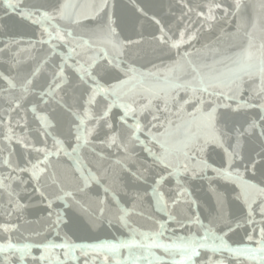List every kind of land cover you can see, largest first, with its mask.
Returning <instances> with one entry per match:
<instances>
[{
	"label": "water",
	"instance_id": "water-1",
	"mask_svg": "<svg viewBox=\"0 0 264 264\" xmlns=\"http://www.w3.org/2000/svg\"><path fill=\"white\" fill-rule=\"evenodd\" d=\"M65 2L66 0H23V7L56 15L54 10ZM67 2L76 5V11L81 18L77 23L60 20L59 17L46 23L45 26L52 32V38L49 39L47 34H42L39 24L22 17L12 9L6 10L0 0V181L3 182L0 187V225L17 226L10 232H4L0 228V243H5L9 237L13 243L20 244L46 241L63 243L65 240L73 244L119 243L121 240L132 238V229L136 230L137 239H140L139 232L160 231L161 240L170 243L178 236L203 235L199 225L188 223L190 218L199 216L201 223L207 225L210 219L222 212L233 222L234 231L229 232L226 239L235 246L243 241L246 234L253 233L254 241L251 246H255L260 228L264 227L260 199L257 198L252 203L254 212L252 223L249 224L247 208L242 199L236 198L239 188L216 177L210 169L207 172H198L195 176L191 172L183 171L179 177L168 176L167 172L152 164V157L145 151L146 145L132 142L130 155L117 147L101 144L105 134L111 133L104 127L103 122L97 124L92 117L102 115L107 101L103 95H98L95 102L87 103L89 84L81 80V73L76 69L81 65L87 69L92 63V58H96L93 74L97 75L102 85L108 86L117 80L125 79L124 72L114 66H108L107 60L101 59L104 55L101 49H106L109 57L114 62H119L121 68L126 69L131 65L140 72L163 69L177 58V50L161 45L153 39L160 34L161 27L174 38L178 37L181 29H187L188 34L196 33V38L182 45L179 51L181 54L191 52V59L197 65H213L217 61L227 63L224 58L234 57L247 47L249 33L254 38L253 51L259 48L264 39V8L261 7L264 0H240L241 7L238 10L235 0ZM185 3L193 9L192 12L184 7ZM214 4H220L221 7L213 9L215 20L211 22V27H208L207 22H202V18L196 13L203 11L207 14L208 7ZM138 8L143 11H138ZM225 8L228 9L227 13ZM109 16L113 21L112 26L116 29L118 41L140 43L126 45L122 54L117 55L111 45L103 42L105 32L101 30L107 24ZM156 20L160 23L157 24ZM54 26H59L65 41L56 39ZM68 31H72L73 37L67 36ZM42 40L44 43H41ZM84 40L90 43L86 50L80 47ZM70 48H75L76 51L70 52ZM62 63L64 76L53 79ZM105 66L109 70L102 73L100 69ZM222 66L216 65L217 68ZM4 77H8L15 87H10ZM28 78H31L33 83L29 86V91L24 93L22 86ZM57 84L60 85L59 88L56 87ZM260 86L259 78L246 80L241 98L252 104L260 103L261 98L257 95ZM49 87L52 89V95L45 94L42 97L40 93H47ZM173 95L178 101L176 107H179L184 99H188L183 91L178 94L174 92ZM17 101L20 107H16ZM229 103L235 108V102ZM158 104L163 108L162 102ZM86 107L90 114L85 121L86 127H95L96 131L90 137L92 143L82 145L78 152L70 157L65 155V152L71 153L76 144L75 125L79 123L73 113L83 116ZM169 107L171 112L155 113L159 115V121L152 120V112H145L141 122L149 126L150 122L156 123L158 127L154 131L163 132L165 129L159 127L161 122L166 124L168 119H172L174 125L180 122L174 115L176 107ZM184 107L186 112H192L195 105ZM233 108L218 109V127L222 130L243 131L248 122L260 121L262 113L259 108L237 111H233ZM120 115L122 110L117 104L109 115L114 125L113 131L121 129ZM41 116L47 117V126L40 120ZM131 122L129 120V123ZM258 135L259 128L255 130V135L245 133L240 138V153L243 158L247 159L260 151ZM141 139H146V136L141 134ZM56 140L62 142L63 150L59 155L49 156L48 162L41 165L47 168V173L38 183L30 172L20 171L31 166L29 161L35 163L38 159L43 160V154L37 153L35 149L47 147L55 153ZM227 140L229 144L236 143L235 131ZM152 147L153 151H159L158 145ZM202 155L203 159L215 167L225 164L224 149L217 144H207ZM256 159L259 160V157ZM5 160L9 161L11 167L4 163ZM118 160L121 163H117ZM77 167H80L85 176L93 175L96 179H90L85 185L80 172L76 170ZM234 167L243 171L245 165L242 160L237 159L234 161ZM132 172H137L140 178L134 177ZM157 173L165 176L158 190L163 193L167 207L159 203L158 197L152 194ZM245 178L252 179L254 183L260 182L259 172L253 176L249 171ZM53 180L56 183H53ZM37 187L41 188L45 196L42 197L35 190ZM180 188L186 189L187 192H180ZM66 192H71L72 196H65ZM173 200L177 203L173 204ZM193 200L196 201L195 204L191 203ZM17 203L23 207H17ZM121 209L128 210L126 224L119 219L123 214ZM57 213L61 216L58 229L52 227ZM169 215L175 219L169 220ZM160 224H163V227ZM41 251L33 248L32 256L25 258L26 264H32V257H39ZM154 251L157 255H164L162 250ZM200 251L201 255L194 258L195 264H202L208 256L216 260L225 258L235 264V259L227 252L212 253L206 249ZM56 254L63 259L62 250H57ZM105 254L104 251L86 249L82 252L77 249L74 253L76 260H70L67 264H103ZM5 255L0 253V264H4ZM108 255L112 261L111 254ZM127 255L128 251L121 249L120 258ZM165 258L168 259L167 256ZM12 260L18 264V255L12 257Z\"/></svg>",
	"mask_w": 264,
	"mask_h": 264
},
{
	"label": "snow or ice",
	"instance_id": "snow-or-ice-1",
	"mask_svg": "<svg viewBox=\"0 0 264 264\" xmlns=\"http://www.w3.org/2000/svg\"><path fill=\"white\" fill-rule=\"evenodd\" d=\"M2 2L6 10L12 9L22 17L39 24L42 34H47L49 39L52 38V32L49 31V27L45 26L46 23H50L57 17L60 20H71L73 23H77L81 18L79 12L76 11V5L67 2V0L58 9L54 10L56 15L48 11L27 9L23 7V0H2ZM184 7L188 8L189 12L193 11L186 3ZM220 7V4L210 5L207 14L199 11L196 15L202 18V22H207L208 27H211V22L215 20L213 9ZM235 7L237 10L240 9V0H235ZM261 7L264 8V4ZM138 11H143V9L138 8ZM224 11L227 13L228 9L225 8ZM153 19L155 18L153 17ZM155 22L157 24L160 23L159 20ZM112 24V18L109 16L107 24L101 31L105 32L103 42L111 45L117 55L122 54V50L126 45L140 43V41H118L116 39V29ZM54 27L56 39L65 41V36L59 26ZM159 31L160 34L154 36L153 39L161 45H166L170 49L177 50V58L163 69L140 72L131 65L126 69L121 68L119 62H114L109 57L106 49H101L104 53L101 59H106L108 66H114L124 72L125 79L117 80L116 83L108 86L102 85L97 75L93 74V70L96 68V58H92V63L88 65L87 69L83 65L76 69L77 72L81 73V80L89 84L90 93L87 103L92 104L95 102L98 95H103L107 101L102 115L92 117L96 120L97 124L103 122L104 127L111 133L105 134L104 139L100 143L107 144L108 147H117L130 155V145L132 142L146 145L145 151L152 157V164L159 166L163 171L167 172L168 176L175 175L179 177L181 171L185 173L191 172L195 176L198 172H207L210 169L215 173L216 177L229 181L239 188L236 198L243 200L247 208V217L249 218L247 222L251 224V217L254 212L252 203L257 198L261 201L262 206L260 211L264 215V39H262L259 48L253 51L254 38L249 33L247 47L234 57L224 58L227 63L217 61L213 65H197L191 59V52L181 54L179 51L182 45L196 38L195 32L188 34L187 29H181L178 37L174 38L168 35L163 27ZM67 36L73 37L72 31H68ZM41 43H44V41L42 40ZM80 47L82 50H86L87 47H90L89 41L84 40ZM69 51L75 52L76 49L70 48ZM217 64H222L223 66L217 68ZM108 70L107 66L100 69L102 73H106ZM161 73L163 74L161 75ZM33 75H35V72ZM63 76L64 65L62 63L53 79L56 77L62 78ZM256 78H259L261 82L259 92L257 93L261 98V102L252 104L243 100L241 93L243 92L245 81H252ZM4 79L8 81L10 87H15L8 77H4ZM32 83L31 78L25 80L22 86L24 93L29 91V86ZM56 87L59 88L60 85L57 84ZM180 91H183L188 96V99H184L179 104V107H176L178 101L173 93L178 94ZM45 94L52 95L51 87H49L47 93H40L42 97ZM158 102L163 103V108L159 107ZM229 102H235V108ZM117 104L122 110V115L119 116L121 129L113 131L114 125L110 121L109 115L112 108ZM189 104L195 105L192 112L185 111L184 106ZM169 105L176 107L174 115L180 119L179 123H175L174 125L172 119H168L166 124L161 122L159 127L165 130L159 132L154 131L158 127L156 123L150 122L149 126L141 122L145 112H152V120L159 121V115L155 113L160 111L171 112ZM16 107H20L19 101L16 102ZM221 108H233V111L245 108H259L262 115L259 122L255 120L248 122L247 127L243 128V131L239 129H227L225 131L218 127V109ZM73 115L76 116L79 123L75 125L76 144L72 147L71 153L65 152V155L70 157L76 154L82 145L91 144L92 140L90 137L96 131L95 127H86L85 121L90 116L87 107L84 109L83 116L75 112ZM40 120L47 126L48 120L46 116H41ZM129 120L132 122L129 123ZM257 128H259L257 139L260 141V151L245 159L240 153V138L245 133L255 135ZM233 131H235L236 143L229 144L227 138L231 136ZM141 134H144L146 139H141ZM42 135H47V133H42ZM209 143L217 144L224 149V166L215 167L203 159L202 154ZM226 144L228 146H225ZM147 145H158L159 151H153V147ZM55 146V153L49 151L47 147L35 149L37 153L43 154V160L38 159L35 163L29 161L31 166L20 169V171L30 172L32 178L38 183L42 176L47 173V168L41 165L48 162L49 156L54 154L59 155L63 150L60 140L55 141ZM256 157H259V160ZM237 159L242 160L244 163L245 167L243 171L238 167H234V161ZM4 163L11 167L8 160H5ZM117 163H121V161L118 160ZM77 164L79 165V160H77ZM76 170L80 172L85 185H87L90 179H96L93 175L85 176L80 167H77ZM249 171L253 173V176L259 172V183H254L252 179L245 178V174ZM131 174L138 179L140 178L137 172H132ZM164 180L165 176L157 173L152 186V194L158 197L159 203L167 207L163 193H160L158 190ZM53 183H56V181L53 180ZM179 183V179H177V184L179 185ZM2 186L3 182L0 181V187ZM35 190L42 197L45 196L40 187H37ZM180 192L186 193L187 190L180 188ZM65 196H72V193L66 192ZM172 203L176 204L177 201L173 200ZM191 203L195 204L196 201L193 200ZM16 206L23 207L19 203ZM49 207H51V203H49ZM121 212L123 214L119 219L126 224L125 218L128 210L121 209ZM51 216L52 213L50 212L49 217ZM168 218L169 220L175 219L172 215H169ZM60 223L61 216L57 213L56 219L52 222V227L58 229ZM156 223L160 222L156 221ZM188 223L199 225L203 230V235L189 234L188 236H178L172 239L170 243H165L161 240L162 233L160 231L139 232L140 239H137L136 230L132 229L133 235L131 239L121 240L119 243L103 242L100 244H73L67 240L63 243L46 241L36 244H20L13 243L9 237L5 243H0V253L6 254L4 256V264H16L12 260V257L17 255L19 257L18 264H26L25 258L32 256L33 248L41 249L42 251L39 257H32V264H37V261L39 264H67L70 260H76L74 253L77 249L82 252L86 249L104 251L106 254L104 255L103 264H195L194 258L201 255L200 250L206 249L212 253L227 252L230 257L235 259V264H264V227L260 228L259 239H255V246H251V242L254 241L253 233L246 234L242 242L233 246L226 239L229 232L234 231L232 227L233 222L222 212L220 215L210 219L207 225L201 223L199 216L190 218ZM160 226L163 227V224H160ZM16 227V225H0V228L4 232H10ZM181 227H183L182 224ZM237 227H239V223H237ZM224 229H227V231H224ZM121 249H126L128 255L120 258ZM155 249L162 250L164 255H157L154 251ZM57 250H62L63 259H61L60 255L56 254ZM108 254H111L112 261L109 260ZM166 256L168 259L165 258ZM202 264H232V262L225 258L216 260L212 256H208V259L202 262Z\"/></svg>",
	"mask_w": 264,
	"mask_h": 264
}]
</instances>
